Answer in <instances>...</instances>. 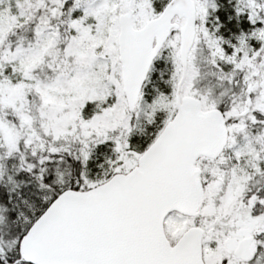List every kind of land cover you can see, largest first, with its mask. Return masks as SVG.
I'll return each instance as SVG.
<instances>
[{
  "label": "snow or ice",
  "instance_id": "1",
  "mask_svg": "<svg viewBox=\"0 0 264 264\" xmlns=\"http://www.w3.org/2000/svg\"><path fill=\"white\" fill-rule=\"evenodd\" d=\"M0 264H264V0H0Z\"/></svg>",
  "mask_w": 264,
  "mask_h": 264
}]
</instances>
